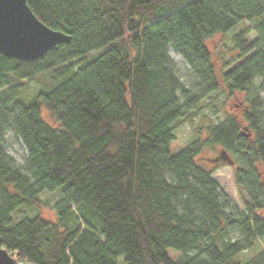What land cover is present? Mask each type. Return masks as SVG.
<instances>
[{
    "label": "trees",
    "instance_id": "1",
    "mask_svg": "<svg viewBox=\"0 0 264 264\" xmlns=\"http://www.w3.org/2000/svg\"><path fill=\"white\" fill-rule=\"evenodd\" d=\"M25 1L70 39L32 60L0 54V247L16 264H264V245L236 258L264 237V0ZM252 19L255 38L235 29V53L215 70L206 40ZM32 78L42 88L20 96ZM220 81L226 98L245 93L241 115L226 113L171 154L172 123ZM8 130L23 164L5 150ZM206 147L217 154L203 158ZM220 150L241 209L207 166ZM58 186L56 220L16 215Z\"/></svg>",
    "mask_w": 264,
    "mask_h": 264
},
{
    "label": "rangeland",
    "instance_id": "2",
    "mask_svg": "<svg viewBox=\"0 0 264 264\" xmlns=\"http://www.w3.org/2000/svg\"><path fill=\"white\" fill-rule=\"evenodd\" d=\"M255 20H243L239 22L235 27L224 32H217L213 34L210 38L206 40L207 48L210 51L211 59L213 61V66L215 70L219 71L222 68V63L228 60L232 55H234L235 50L232 46V41L230 35L232 32L240 27L241 25H248L251 30L248 34V39L252 40L256 36V32L252 27L255 24ZM171 56L175 64V72L186 86L191 85V75L189 66L185 63L180 54L173 51ZM26 84L20 89V96H30L33 95L36 90L41 87V83L35 79L25 80ZM225 86L220 81L219 88L211 92L208 96L202 98L194 107H192L184 115L176 119L172 123V131L174 138L169 143V152L171 154L175 153L178 149L183 147L189 140L196 136V130L200 131V134H204L205 126L209 123L220 121L224 118L226 113H235L238 116L241 115L242 109L246 104L245 93L236 92L231 97H225ZM260 97H264V90L260 91ZM260 109L264 114V102ZM42 117L48 123L54 125V121L48 115V113L42 109ZM264 122V117H263ZM5 150L10 154L18 164H23L24 157L26 155L24 146L22 142L16 137L11 130H8L5 134ZM218 148L214 150L210 148H204L201 152V156L211 157L217 153ZM203 161H206L203 159ZM204 163V162H203ZM205 164V163H204ZM207 166L212 169V177L216 180L218 184V190L226 195L230 204L235 206L237 209H241V203L236 193V188L232 178L233 165L227 164V162L216 161L213 163L207 162ZM61 186L56 187L54 190L45 191L40 194L41 202L37 207H24L17 212V216L25 214L32 215L36 214L44 219L50 221L56 220L55 213L51 208L52 203L59 197ZM230 210V209H227ZM235 233H230V237H236ZM264 245V237L258 239L253 247L240 252L236 258L245 259ZM169 255L174 256L178 252L172 247L167 248ZM18 264H33L31 262L22 261Z\"/></svg>",
    "mask_w": 264,
    "mask_h": 264
},
{
    "label": "water",
    "instance_id": "3",
    "mask_svg": "<svg viewBox=\"0 0 264 264\" xmlns=\"http://www.w3.org/2000/svg\"><path fill=\"white\" fill-rule=\"evenodd\" d=\"M70 36L43 24L25 0H0V54L17 60H32L42 56ZM231 164L224 150L214 160ZM0 264H16L13 256L0 247Z\"/></svg>",
    "mask_w": 264,
    "mask_h": 264
},
{
    "label": "bare ground",
    "instance_id": "4",
    "mask_svg": "<svg viewBox=\"0 0 264 264\" xmlns=\"http://www.w3.org/2000/svg\"><path fill=\"white\" fill-rule=\"evenodd\" d=\"M169 53L173 55V50L171 48H169Z\"/></svg>",
    "mask_w": 264,
    "mask_h": 264
},
{
    "label": "flooded vegetation",
    "instance_id": "5",
    "mask_svg": "<svg viewBox=\"0 0 264 264\" xmlns=\"http://www.w3.org/2000/svg\"><path fill=\"white\" fill-rule=\"evenodd\" d=\"M216 154H217V153H216ZM216 154H215V155H216ZM217 161H221V162H224V161H222L221 159H217Z\"/></svg>",
    "mask_w": 264,
    "mask_h": 264
}]
</instances>
